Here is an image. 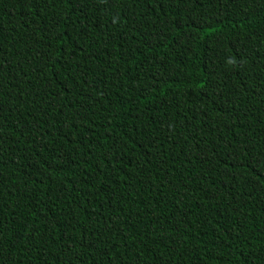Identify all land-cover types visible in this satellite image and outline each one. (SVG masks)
Returning <instances> with one entry per match:
<instances>
[{"label": "trees", "instance_id": "1", "mask_svg": "<svg viewBox=\"0 0 264 264\" xmlns=\"http://www.w3.org/2000/svg\"><path fill=\"white\" fill-rule=\"evenodd\" d=\"M0 264H264V0H0Z\"/></svg>", "mask_w": 264, "mask_h": 264}]
</instances>
